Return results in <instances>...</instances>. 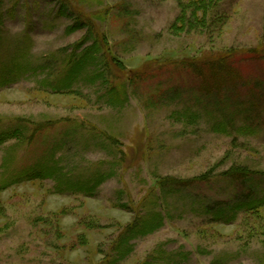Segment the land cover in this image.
Segmentation results:
<instances>
[{
	"label": "rangeland",
	"instance_id": "374dc122",
	"mask_svg": "<svg viewBox=\"0 0 264 264\" xmlns=\"http://www.w3.org/2000/svg\"><path fill=\"white\" fill-rule=\"evenodd\" d=\"M194 1L0 0V264H264V0Z\"/></svg>",
	"mask_w": 264,
	"mask_h": 264
},
{
	"label": "trees",
	"instance_id": "16d2710c",
	"mask_svg": "<svg viewBox=\"0 0 264 264\" xmlns=\"http://www.w3.org/2000/svg\"><path fill=\"white\" fill-rule=\"evenodd\" d=\"M200 0H195L193 3L199 4L201 5L202 3H200ZM212 2V0H207L204 3L207 4V6L205 8H209L210 3ZM179 19H182V17H179ZM232 57L231 53H227L226 56L224 55V57H222V62L226 61V60H230V58ZM227 75V73H225ZM214 76V75H213ZM219 80V79H218ZM215 81L212 83V89L213 90H218L217 85L220 84V81ZM206 82V81H205ZM207 86V85H206ZM204 88V87H203ZM216 88V89H215ZM10 134L7 133H0V143H4L7 139L12 138L10 137ZM222 176L227 177L228 179L232 180V181H237V182H242V181H246V180H250L251 176L253 175L250 171H248L246 168H240V167H235V168H229L226 171L221 173ZM206 175L200 176L196 179H191V180H186V181H177L174 180L172 183L173 185L176 186H183V187H187L188 184H191L193 182H202L206 180ZM161 187L165 186L164 183H159Z\"/></svg>",
	"mask_w": 264,
	"mask_h": 264
}]
</instances>
